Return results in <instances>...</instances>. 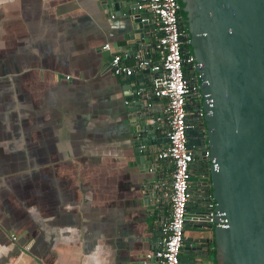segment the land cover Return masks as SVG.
Segmentation results:
<instances>
[{
    "label": "crops",
    "instance_id": "crops-1",
    "mask_svg": "<svg viewBox=\"0 0 264 264\" xmlns=\"http://www.w3.org/2000/svg\"><path fill=\"white\" fill-rule=\"evenodd\" d=\"M128 27L97 0H0V264H139L159 248L172 165L156 156L167 143L155 162H135L125 77L109 64L117 51L134 64ZM136 75L150 86L153 75ZM152 109L166 132L165 99ZM204 164L190 181L205 180Z\"/></svg>",
    "mask_w": 264,
    "mask_h": 264
},
{
    "label": "water",
    "instance_id": "water-1",
    "mask_svg": "<svg viewBox=\"0 0 264 264\" xmlns=\"http://www.w3.org/2000/svg\"><path fill=\"white\" fill-rule=\"evenodd\" d=\"M97 2L108 13L129 17L127 44L144 59L154 23L142 20L139 0ZM178 2L182 39L201 65L186 71L188 78L199 75L188 146L206 168L205 180L189 183L184 224L197 235L183 239L181 261L201 264L213 250L215 264H264V0ZM138 72L155 75L149 66L135 67L123 90L135 162L149 163L168 138L154 121L158 97L150 86H134ZM155 179L147 178L145 198L156 197Z\"/></svg>",
    "mask_w": 264,
    "mask_h": 264
},
{
    "label": "built area",
    "instance_id": "built-area-1",
    "mask_svg": "<svg viewBox=\"0 0 264 264\" xmlns=\"http://www.w3.org/2000/svg\"><path fill=\"white\" fill-rule=\"evenodd\" d=\"M179 7L178 0L139 1L138 9L150 13V16H145L142 20L150 19L154 23L153 32L156 39L152 50L157 57L155 61L145 57L139 59L135 52L134 64H128L127 59L131 57L128 53H112L111 44L108 42L101 46L102 51L112 53L109 64L117 76H129L134 67L149 66L155 73L150 81V90L154 96L166 101L168 141L156 156L158 159L168 160L172 165L170 211L161 226L163 237L159 248L144 252L139 264H181L184 222L190 197L191 164L194 160V153L189 148L187 139V132L193 126L188 121L187 100L197 93L199 82V75L194 74L193 79L188 78L186 71L201 65L194 62L189 48L182 46L186 43V39H182L186 31L184 32L182 26ZM212 206L213 204L209 203L208 217L211 222Z\"/></svg>",
    "mask_w": 264,
    "mask_h": 264
},
{
    "label": "flooded vegetation",
    "instance_id": "flooded-vegetation-1",
    "mask_svg": "<svg viewBox=\"0 0 264 264\" xmlns=\"http://www.w3.org/2000/svg\"><path fill=\"white\" fill-rule=\"evenodd\" d=\"M195 160H196V161H198L196 158H194V160H193V162H192V163H194V162H195ZM190 182H191V181H190ZM189 192H190V187H189ZM190 194H191V193H190ZM189 198H190V197H189ZM189 201H190V200H188V204H187V212H188V211H189V209H190V208H189ZM186 216H187V215H186ZM184 238H186V237L184 236ZM182 263H183V264H185V263H186V261L182 260Z\"/></svg>",
    "mask_w": 264,
    "mask_h": 264
},
{
    "label": "trees",
    "instance_id": "trees-1",
    "mask_svg": "<svg viewBox=\"0 0 264 264\" xmlns=\"http://www.w3.org/2000/svg\"><path fill=\"white\" fill-rule=\"evenodd\" d=\"M184 32H185V29H184ZM182 46H183L184 48H189V45H188L187 43H184ZM129 63H131V62H129Z\"/></svg>",
    "mask_w": 264,
    "mask_h": 264
},
{
    "label": "rangeland",
    "instance_id": "rangeland-1",
    "mask_svg": "<svg viewBox=\"0 0 264 264\" xmlns=\"http://www.w3.org/2000/svg\"><path fill=\"white\" fill-rule=\"evenodd\" d=\"M206 230H208V229H206ZM211 258H214V254H213V253L211 254ZM181 262H182V261H181Z\"/></svg>",
    "mask_w": 264,
    "mask_h": 264
}]
</instances>
